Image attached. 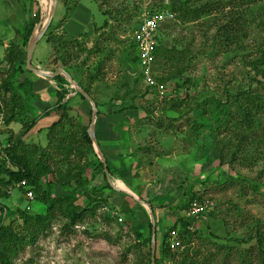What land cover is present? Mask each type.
Returning a JSON list of instances; mask_svg holds the SVG:
<instances>
[{"label": "rangeland", "instance_id": "374dc122", "mask_svg": "<svg viewBox=\"0 0 264 264\" xmlns=\"http://www.w3.org/2000/svg\"><path fill=\"white\" fill-rule=\"evenodd\" d=\"M67 1L71 3L68 7L62 6L64 13L65 9H76L85 16L90 15L98 31L92 36L83 34L78 39L60 25L52 27V34L69 44L52 61L71 67L75 81L89 87V95L100 107L103 114L97 113L95 130L99 150L107 160V169L116 187L130 190L153 208L159 264H190L192 261L194 264H240L239 252L247 246H255V242L244 244L251 231L264 229V112L254 116L250 124L230 119L216 129L218 125L213 117L209 118L207 127H201L200 123L209 113L216 112L212 111L213 101L225 100L228 92L243 96L247 90H262L256 83L259 78L255 77L258 72H264V0H192L191 5L197 7L213 5L212 14L183 21L176 15L174 20L165 23L161 38L164 50L171 52L170 61L163 70L159 66L160 58L158 61L156 58L153 73L155 83L158 84V79L166 81L162 83L167 90L163 99L158 91H148L150 85L141 78L132 36L144 9L180 7L186 0ZM219 6L220 10H216ZM42 7L48 15L47 6L42 4ZM236 16L243 20L239 25L241 34L229 37L230 40L221 35L219 38L218 30L224 25L239 29ZM7 18L0 22V29L14 35L15 31L24 30L21 17ZM8 20L10 25L6 23ZM46 20L47 16L43 18L41 14L29 42L41 33L40 24ZM71 50H74L72 59L68 60ZM51 51V45L43 40L36 56L46 61ZM3 54L1 48L0 56ZM39 59H35L33 65L43 71ZM7 71L4 79L12 73L9 68ZM96 73H99L98 79L92 82L90 76ZM178 74L181 75L176 77ZM20 77L14 78L15 88ZM260 80L264 82V77ZM74 87L72 84L69 90L73 94L66 100L76 96ZM80 103L87 104L79 97L70 103L71 119L64 127L75 139H80L85 129L90 133L93 118L91 104L88 102L83 109ZM40 104L38 98H32L23 103H11L8 110L14 106L15 114L19 115V106H24L25 113L35 119L44 110L43 107L37 109ZM232 110L237 109L234 106ZM203 111L206 116L199 120L197 114ZM2 113L5 125L0 128V142L14 144L21 138L32 151L37 146L49 151L47 164L51 172L46 178L52 184V193L56 197L72 195L77 205L94 213L71 228H66L69 224L66 218L59 217L35 244L12 256V264H147L130 247L135 243L134 235L122 231L121 226L126 221L133 222L143 236L149 238L152 233L150 210L133 197L106 187L102 175L105 168L99 167L101 158L94 142L93 152L84 144L86 154L66 159L62 151L54 150L53 142L59 136L58 129H52L53 125L43 137L36 133L28 135L30 132L23 135L24 127L18 122L6 123L8 113L5 114L4 109ZM116 131L128 134L127 156L116 155L114 144H104L109 140L107 135ZM116 157L123 160L118 161ZM81 175L87 180L83 187L79 181ZM195 197L209 198L216 206L204 219L193 223L186 210ZM0 204L33 215L46 212V207L35 196L33 201L28 200L19 185L10 188L1 182ZM107 214L114 216L112 223L106 219ZM185 220L191 222V231L196 233L192 243L184 241L174 254H164V244L172 239L166 240V237L175 233L179 238L180 222ZM4 225H9V220ZM185 257L187 263L183 261Z\"/></svg>", "mask_w": 264, "mask_h": 264}, {"label": "trees", "instance_id": "16d2710c", "mask_svg": "<svg viewBox=\"0 0 264 264\" xmlns=\"http://www.w3.org/2000/svg\"><path fill=\"white\" fill-rule=\"evenodd\" d=\"M35 3L36 0H33ZM67 7L69 6V3L67 0H61ZM192 0H186L180 7H177L175 5L171 6L170 8H160L155 9L154 7H157L156 5L153 7L154 9L150 10H170V12L174 13L175 16H179L178 19L187 20L192 17H200L201 15H210L212 14V6H196L191 5ZM196 1V0H195ZM200 1V0H197ZM51 3V1H49ZM104 3H101V7H103ZM149 9V8H147ZM215 9V8H214ZM216 10H220L217 8ZM145 11V9L142 11ZM105 17L108 16V14L105 12L103 14ZM236 16L238 30L236 31V27H229L228 25H224L222 28L218 30V36L220 38V35L222 38H225L226 40H230L229 37H235L239 36L241 34L239 25L243 24V20L241 17ZM41 19V10L38 9L36 14L34 15L33 19L30 20L29 24L27 25L25 32L23 34V44L21 47L18 45H11L10 48L7 51V54L3 60L0 59V80L3 78L4 75H7L8 71L7 68L12 70V73L7 77L2 79V90L5 95V100H3V107L4 112L7 114L6 123H12V122H18L23 127V135H27L38 123V120L41 118L46 117H52V116H58L59 121L55 124H53L54 130L58 129L59 138L55 140L56 142H53L54 144V150L64 153V156L66 159H69L71 155L74 156H80L83 154H86L87 151L83 149V145L85 144L87 147H89L90 151L93 152V141L90 138V135L88 131L85 129L80 139L74 137V134L66 133L64 130V127L67 125L68 122H70L71 117L69 116L70 111V103L71 100H66V97L68 96L69 92L67 89L61 90L57 97L58 102L55 108L52 110H47L42 115H40L38 118L35 119H29L28 114L25 113L24 106H19L18 110H20L19 115L15 114L16 109L10 107L11 103H18L22 102L23 100H28L32 98H36V94L34 93L33 84L29 80H25L19 85H17V88H15L14 81L15 77L17 75H22L24 73H28L30 71L26 68V62L27 59V53H26V47L29 43L30 38L33 35V32L35 30V27L37 24H39ZM235 19V20H236ZM241 19V20H240ZM140 22V21H139ZM139 24V23H138ZM137 24V26H138ZM169 26H166L168 28ZM167 30V29H166ZM98 30H96L97 32ZM54 32L49 33L47 38V43L50 44L54 50L53 57H56V55L60 54L62 50H65L67 47H69V44L65 42L60 36L52 34ZM164 33L163 28L161 29L160 38H159V46L156 51V58L157 61L160 58V65L163 70H165L166 65L170 61V53L169 51L164 50L163 47V38L162 35ZM238 33V34H237ZM24 47V50L21 48ZM71 50L68 52V60L72 59ZM59 59V58H57ZM58 60H56V63ZM2 65H5L3 67ZM3 67V68H2ZM64 69L66 72L69 73V75L73 78V80H76L73 70H71V67H68V65L64 66ZM9 71V72H10ZM99 73L90 76V80L94 82L96 79H98ZM181 74L176 75V77H179ZM262 75V76H261ZM259 78L256 83L258 82L262 86V90H255V91H245V95L241 96L240 93L236 94V96L230 95L228 92V96L225 100H214L215 108L212 111L213 114L209 113L208 118L204 120V122L201 121L200 126L201 127H207V122L209 118L213 117L215 119V123L218 125V128L220 129V123L225 124L226 121H235L240 123H247L250 124L254 118V116H258L264 112V95L261 93H264V82L260 80V77H264V72H258V75L255 77V79ZM61 84H66L67 79L63 76H59L56 78ZM164 81L163 79H158V83L162 84ZM79 86L86 92L87 94H90L89 87H85L81 83H79ZM156 90L157 88L154 85H150L148 87V91ZM261 92V93H260ZM9 95V101L6 99V96ZM79 97L80 100L87 102L86 98L82 94H77L76 98ZM234 101V103H233ZM89 104V103H88ZM237 110H232V107H234ZM100 110V107L98 106V113L102 114ZM3 109L0 105V112H2ZM200 119L205 118L204 111L199 114H197ZM64 130V131H63ZM3 146V154L4 158L3 160H0V182L4 183L6 186H9L10 188L14 185H19L22 182H26L27 187L29 190H31L36 197V200L44 205L46 207L45 214H30L29 212L25 210H11L3 205L0 204V264H12V256L15 254L23 251L26 247L29 245L35 244L38 237L41 234H45L52 225V222L60 218H66L69 221V224H67L66 228H71V226H77L78 224H82L85 222V219L87 218V215L94 214L93 211H91L89 208H81L76 203V198L72 195L66 196V197H56L52 191L51 182H47V176L51 172V168L49 164H47L48 157L50 155L49 151L42 149L41 147H35L32 151L31 146L23 144L21 141V138H19L14 144H3L0 142ZM79 165V162H77ZM79 167V166H78ZM99 167L102 169L104 168V165L102 162H99ZM17 169V170H15ZM102 175L104 177V180L106 182V187L112 190V187L108 183L106 174L104 170L102 171ZM78 181V180H77ZM76 181L77 184H79ZM79 181L81 183V187H83L84 184H86L87 180L83 179V175L80 176ZM80 185V184H79ZM19 190H23L25 193L27 192L24 187H19ZM204 198L195 197L192 199L187 209L189 208L190 204L193 201H202ZM97 202V200H93ZM187 211V210H186ZM208 215V214H207ZM206 215V216H207ZM205 216V217H206ZM106 219L109 221V223H112L114 221V216L112 214H107ZM191 219L194 223L196 220L195 218H188ZM204 219V218H203ZM9 220V225H4L5 222ZM189 220H185L180 222V233H179V240H182L183 242L186 241L188 243H192L193 238L196 236V233L191 231V226ZM18 226V227H16ZM20 227V229H19ZM32 227L35 228L34 231H31ZM18 228V229H16ZM152 229V225H151ZM121 230L125 232L132 233L134 235V245L130 246L131 249L141 258V261L151 264V256H152V233L149 238H145L143 234L133 225V222L126 221L121 226ZM22 235V237L20 236ZM172 236H167L166 240L168 238L171 239ZM108 241H112V238H109ZM255 246H247V248L244 251H240V264H264V229L263 228H257L255 231H251L249 240L245 241L244 244L248 245L249 243H254ZM240 243V242H239ZM220 247H224L220 244ZM255 250H257V254H255ZM172 250L170 249L169 244H164L163 253L166 255L171 254ZM174 254V252L172 253ZM181 256L184 254H180ZM186 260V261H185ZM184 263L188 262V258H183ZM156 264H159V260L156 258ZM190 264H194L193 261Z\"/></svg>", "mask_w": 264, "mask_h": 264}, {"label": "crops", "instance_id": "0c3cea01", "mask_svg": "<svg viewBox=\"0 0 264 264\" xmlns=\"http://www.w3.org/2000/svg\"><path fill=\"white\" fill-rule=\"evenodd\" d=\"M36 2L37 3H35L33 0H0V10H1L0 22H3L7 17L9 18V16H11V15H15V17H21L22 23L25 24L24 30L22 32L15 31V35L12 33H6L5 29H0V34H1V36H0V49L2 48L4 51V54L2 55V57L0 56V59L5 58L7 51L11 45H18L19 47H21V45L23 44V34L25 32V29H26L27 25L29 24L30 20L33 19L34 15L38 11V9L41 10L42 17L46 18L47 14H46L44 8L42 7L41 1L36 0ZM68 3H71V2H68ZM51 5H52V2H51ZM64 5L65 4L61 0L58 1L56 17L54 18L53 23L51 24L50 28L48 29L47 33L44 35V37L42 38L41 41L45 40L47 42L46 37L49 35V33L52 32V29L56 28L58 25H60V27L62 26L63 29L66 28L68 34H71L72 37H74V38L77 37L78 39H80L83 34H87L88 36H92L93 34L96 33V27L95 26L93 27V25L91 23L90 15L85 16L83 14L84 12H80L76 9L72 10V11H68L67 9H65L66 13H64V8H63ZM25 11L27 12V14L25 13ZM32 11H33V13H32ZM30 13H32V14H30ZM28 14H29V16H28ZM63 14H65V15L62 16ZM62 21H64V22H62ZM6 23L8 25H10L9 20ZM49 30L51 32H49ZM56 31H59V29L57 28ZM33 34H34V32H33ZM40 42H39V44H40ZM39 44L37 45V48H38ZM28 45L26 47V53H27ZM37 48H36V50H37ZM51 48H52V46H51ZM21 49L24 50V47H22ZM36 50H35L33 62L35 61V59L40 58V57L36 56ZM53 55H54V50L52 48L51 55L46 61H43L41 58L39 59V64H40V67L43 68V71H45V72H57L60 69L64 68L62 66H59V64H60L59 62L54 63L52 61L54 59ZM25 80H29L33 84V89H34V93L36 94V99L38 98V100H40V102L42 103L40 105H37L36 107H38L37 109L42 108V107L44 108L42 114L44 112H46L47 110H52L53 108H55V106L57 105V102H58L57 95L64 88L67 89L69 92L68 97H70V95L73 94L69 90L70 88H72V84L68 80H67L66 84H61L57 79L44 78V77L38 76L32 72L24 73L21 75L20 83L25 81ZM75 98H76V96L70 98V100L72 99V101H73V100H75ZM68 100H69V98H68ZM87 106H88V103L87 104L86 103H84V104L80 103V107H82L83 109ZM99 111H101V110H99ZM28 116H29V118H31V116L29 114H28ZM58 121H59L58 116L46 117V118H42V119L40 118L38 120L37 125L30 131V133L28 135H32V134L36 133L37 136L43 137L44 135H46L47 129L49 127H51L53 124L57 123ZM17 124L20 125L19 123H17ZM106 125L108 126V124H106ZM111 126H108V127H111ZM21 128H22V126H21ZM107 136H108L109 140H105L104 144L109 143V142L114 144V146L112 148L115 149L114 151L116 152V155L117 154H119V155L123 154V156L128 155L129 138H128L127 133H125L124 135H121V133L116 131L115 133L110 132ZM98 137H99V135H98ZM98 140H99L100 145L102 146L101 139L99 138ZM27 145H29V144H27ZM115 159L118 161L123 160L122 158H117V157ZM127 189L129 190V188H127ZM137 194L139 196H141L138 192H137Z\"/></svg>", "mask_w": 264, "mask_h": 264}, {"label": "built area", "instance_id": "2783aa9c", "mask_svg": "<svg viewBox=\"0 0 264 264\" xmlns=\"http://www.w3.org/2000/svg\"><path fill=\"white\" fill-rule=\"evenodd\" d=\"M174 19L175 14L170 11L145 9L132 36L133 45L138 51L141 78L147 85L156 86L162 99L165 98L167 90L164 84L155 83L153 73L155 69L156 51L159 46V38L163 25ZM3 100L4 92L2 90V81L0 80V105L2 109H4ZM2 112H0V128L5 125V119ZM3 158V146L0 144V160H3ZM19 187L25 188L27 191L26 198H28V200H34V194L31 190H29L26 182L19 184ZM215 206L216 204L213 200L204 198L202 201H193L186 213L188 218L201 219L205 218V216L211 212ZM174 234L175 233L172 234V239L169 243L172 252H176L182 246L181 241L175 237Z\"/></svg>", "mask_w": 264, "mask_h": 264}, {"label": "water", "instance_id": "95a60500", "mask_svg": "<svg viewBox=\"0 0 264 264\" xmlns=\"http://www.w3.org/2000/svg\"><path fill=\"white\" fill-rule=\"evenodd\" d=\"M52 2V6L50 9L49 14L47 15V20L44 24H40L41 27V33L37 34V36L34 38L33 41H31L28 45L27 48V63H26V68L28 71L44 77V78H51V79H56L59 76H64L67 78V80L73 84L75 87V95L77 94H82L86 100L91 104L92 106V111H93V118H92V125H91V131L89 133L91 140L94 142L95 146L98 148L99 150V146H98V141L96 138V134H95V130H96V119H97V113H98V106L95 103V101L91 98V96L89 94H87L86 92H84V90L79 86V84L73 80V78L69 75L68 72H66V70L64 68L60 69L57 72H45L40 70L39 68H36L33 65V59H34V54H35V50L37 48V45L39 44V42L42 40V38L44 37V35L47 33L48 29L50 28L51 24L53 23V20L56 16V12H57V6H58V0H48ZM99 155L101 158V162L104 165L105 168V174L108 180V183L110 184V186L118 191V192H122L125 193L131 197L134 198V200H136L138 203L147 206L150 210V214H151V221H152V256H151V264H156V244H157V231H156V221H155V215H154V211L153 208L146 204L144 201H142L141 199H139L138 197L134 196V194H132L130 191L121 189L119 187H116V185L113 183L110 173L107 169V160L104 156V154L102 153L101 150H99Z\"/></svg>", "mask_w": 264, "mask_h": 264}, {"label": "bare ground", "instance_id": "6f19581e", "mask_svg": "<svg viewBox=\"0 0 264 264\" xmlns=\"http://www.w3.org/2000/svg\"><path fill=\"white\" fill-rule=\"evenodd\" d=\"M42 4L46 5L49 12H50V9H51V3L48 1V0H40Z\"/></svg>", "mask_w": 264, "mask_h": 264}]
</instances>
